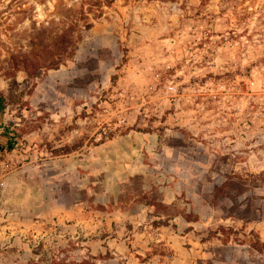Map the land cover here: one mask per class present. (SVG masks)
Returning a JSON list of instances; mask_svg holds the SVG:
<instances>
[{"label": "rangeland", "instance_id": "1", "mask_svg": "<svg viewBox=\"0 0 264 264\" xmlns=\"http://www.w3.org/2000/svg\"><path fill=\"white\" fill-rule=\"evenodd\" d=\"M107 1L0 0V264H264V0Z\"/></svg>", "mask_w": 264, "mask_h": 264}, {"label": "trees", "instance_id": "2", "mask_svg": "<svg viewBox=\"0 0 264 264\" xmlns=\"http://www.w3.org/2000/svg\"><path fill=\"white\" fill-rule=\"evenodd\" d=\"M111 1L114 0H109L107 3H110ZM88 19L87 17H85ZM86 22V23H85ZM92 23L88 20H84L83 22L80 19H76L73 21L70 26L68 27L67 30L63 31L62 33L58 34V36L55 38L53 42V57L52 59L49 60L48 64L46 65H41L40 70L43 68L47 69H57L59 66L63 63H65L67 60L71 59L74 57L77 51L78 43L81 39V34L80 30L82 27L84 28H91ZM0 104H5V99L4 97L0 94ZM133 129L132 127H128L125 130L117 131V130H111L108 133H105L102 138L99 141H96L95 139L92 141L93 145H99L107 140L112 139L116 134L119 132L121 134H126L129 130ZM20 139V134L11 131L10 128L5 127L4 132L0 133V140H5L8 145L11 147L9 148L12 150L18 140ZM1 142V141H0ZM1 144V143H0ZM83 144V139L77 140L74 143H65L64 145L56 148L53 150L54 155H62V154H69L72 153L79 148L82 147ZM0 147H2L0 145ZM154 224L156 226H169L170 221H163V220H155ZM235 231L232 227H221L218 230L211 231L212 236H218L219 233L223 234H234ZM253 246L256 249L259 250H264V240H261L260 238L254 241ZM143 260H146V257L143 258Z\"/></svg>", "mask_w": 264, "mask_h": 264}]
</instances>
